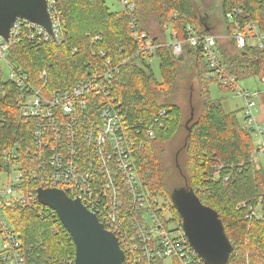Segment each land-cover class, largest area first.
Instances as JSON below:
<instances>
[{
	"label": "trees",
	"instance_id": "trees-1",
	"mask_svg": "<svg viewBox=\"0 0 264 264\" xmlns=\"http://www.w3.org/2000/svg\"><path fill=\"white\" fill-rule=\"evenodd\" d=\"M133 2L134 17L124 10L111 11L106 0H56L55 10L64 24L61 39L38 46L23 39L10 47L6 59L28 76L35 89L43 84L41 75L45 71V91H67L90 79L96 71H112L113 92L121 100L129 124L135 127L143 122L155 129L154 138L147 140L145 148L135 155L138 173L149 192L170 202L171 212L180 220L171 194L179 187L194 191L204 205L219 213L225 225L234 246L228 264H264V171L254 159L253 135L241 128L237 112H227L223 100L212 99L209 86L216 80L208 75L201 47L186 41L188 26L198 36L214 35L209 23L213 6L205 5L201 13L197 0ZM220 7L228 35L233 25L225 17L235 8L244 9L242 21L256 23L264 32V0H221ZM131 21L134 30L130 29ZM157 31L158 36L154 34ZM134 34H144L145 38ZM174 40L182 44L180 57L174 55ZM232 42L230 48H225L217 41L227 74L238 82L264 77V48L239 49ZM149 47L153 48L151 55ZM154 59L159 62L160 79L151 65ZM183 69L196 74V92L202 104L197 115L191 99L190 116L185 121L182 109L170 98V90L182 80ZM8 71L0 63V174L9 172L3 160L8 149L16 146L25 155L32 144L31 127L20 118L19 89L7 81ZM219 87L221 93L234 90L232 85ZM162 111L163 117L159 116ZM182 131L183 142L168 157V144ZM222 167V175L233 174L228 182L214 180L217 169ZM252 210L257 215L252 217ZM8 213L13 229L25 244L40 240L46 247L45 255L59 259L64 254H74L75 247L64 227L54 235L51 225L35 211L20 207L9 208Z\"/></svg>",
	"mask_w": 264,
	"mask_h": 264
},
{
	"label": "built area",
	"instance_id": "built-area-1",
	"mask_svg": "<svg viewBox=\"0 0 264 264\" xmlns=\"http://www.w3.org/2000/svg\"><path fill=\"white\" fill-rule=\"evenodd\" d=\"M119 1L121 9L134 17L135 2ZM47 2L53 30L60 40L64 24L55 10L56 0ZM243 15L242 8L226 14L227 22L233 25L230 38L239 49L264 48V32L256 23L242 21ZM129 26L135 29L134 22ZM187 34V43L201 47L212 77L223 86L237 88L244 102L241 128L261 140L254 155L264 153V128L257 120L264 91L238 89L239 82L227 74L222 64L217 36H198L192 26L187 27ZM134 37L142 39L145 35ZM23 39L34 46L53 41L43 27L22 19L16 21L8 40L0 36V63L9 70L7 81L19 89L20 118L32 131L30 152L22 155L13 146L3 156L9 172L5 173L6 184L0 188V264H75V252L60 259L46 256V247L40 240L25 244L11 222L4 221L5 217L10 220L9 208H27L48 222L54 235H59L64 226L55 211L39 203V188L58 189L80 200L118 238L124 264H205L191 247L182 226L167 218L166 200L153 196L141 180L135 155L145 148L147 140L154 138L155 129L143 122L135 127L129 124L122 102L113 92L112 71H96L90 79L63 92L45 91L44 71L43 84L35 89L28 76L6 59L10 47ZM172 46L174 55L182 56V44L174 40ZM152 51L149 47L150 55ZM164 115L162 111L159 116ZM221 169H217L214 180L230 181L232 172L222 175ZM251 214L253 217L257 211Z\"/></svg>",
	"mask_w": 264,
	"mask_h": 264
},
{
	"label": "water",
	"instance_id": "water-1",
	"mask_svg": "<svg viewBox=\"0 0 264 264\" xmlns=\"http://www.w3.org/2000/svg\"><path fill=\"white\" fill-rule=\"evenodd\" d=\"M18 19L43 27L54 42L47 0H0V36L5 40ZM40 204L56 212L75 246V264H124L118 238L78 199L58 189L37 190ZM171 202L193 250L205 264H228L234 246L225 225L214 209L204 205L197 194L185 187L173 190Z\"/></svg>",
	"mask_w": 264,
	"mask_h": 264
},
{
	"label": "rangeland",
	"instance_id": "rangeland-1",
	"mask_svg": "<svg viewBox=\"0 0 264 264\" xmlns=\"http://www.w3.org/2000/svg\"><path fill=\"white\" fill-rule=\"evenodd\" d=\"M107 4L110 8L111 11H120L122 10L121 4L119 0H106ZM200 5V12L203 13L202 11L206 6H213L212 11H210V16L212 22H209L212 29V33L218 37L219 44L220 46H224L225 48L230 46L229 44H233L232 39L230 38V35H228L227 30L225 25L223 24V19H222V11L220 7L221 0H210L206 1L203 0H197ZM203 3V4H202ZM156 36L160 35V33L157 31L154 33ZM171 34V30L169 29L167 31V37L168 35ZM164 38V40H167L169 38ZM250 43H254V40H251ZM230 48V47H229ZM151 65L154 69L155 75L158 79H160V69H159V62L158 60H153L151 62ZM213 73L209 72V76L212 78ZM8 76V73H6ZM215 79V78H214ZM210 93L211 97L213 100H223L222 103L224 105V108L227 112H237L238 119L240 121V124L244 125V117L242 114V107L244 105L243 99L238 95L237 93V88L235 87L234 90L230 93H221L219 83L216 81H213L210 83ZM238 89L248 91L251 93H254L255 91H264V77L258 78L256 80H242L239 81L238 83ZM199 91V82L196 77V74L193 71H186L183 69L182 71V80L178 83L176 88L170 90V98L173 102V104L178 105L183 112L182 120L185 121L188 119L190 116V102L191 99L193 100V105L196 107V114L199 115L202 111V104L199 98L198 93L196 92ZM262 104L260 105V110L257 115V120L260 122L264 128V94L262 95ZM185 137L184 132L182 131L177 139H175L171 144H168V147L166 148V154L169 153H174L178 146L181 145L183 142V139ZM253 142L255 145V148L258 149L261 140L257 136H253ZM255 156V155H254ZM255 161L258 164V166H262L263 171H264V153L259 152L255 156ZM180 180V183L182 182L181 177L178 178ZM8 180L7 174L2 173L0 174V188H2ZM178 180V181H179ZM167 201V200H166ZM165 202L166 208H167V218L169 220H173V223H175L177 226H182L180 220L177 218V215H173L171 212V203L170 202ZM261 209V206H259V210ZM261 216V215H260ZM4 221L6 222H11V220H8L6 217L4 218ZM9 222V223H10Z\"/></svg>",
	"mask_w": 264,
	"mask_h": 264
}]
</instances>
